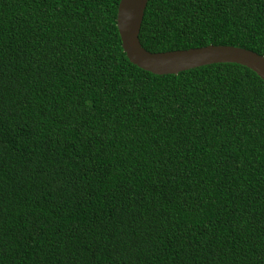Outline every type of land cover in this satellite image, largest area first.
<instances>
[{
	"label": "trees",
	"instance_id": "trees-1",
	"mask_svg": "<svg viewBox=\"0 0 264 264\" xmlns=\"http://www.w3.org/2000/svg\"><path fill=\"white\" fill-rule=\"evenodd\" d=\"M120 0H0V264H264V82L133 64ZM141 45L264 56V0H148Z\"/></svg>",
	"mask_w": 264,
	"mask_h": 264
},
{
	"label": "water",
	"instance_id": "water-1",
	"mask_svg": "<svg viewBox=\"0 0 264 264\" xmlns=\"http://www.w3.org/2000/svg\"><path fill=\"white\" fill-rule=\"evenodd\" d=\"M147 2L120 0L118 3L116 26L130 62L154 74H176L213 63H237L254 71L264 82V56L240 46L208 44L163 52L146 50L140 43L139 31Z\"/></svg>",
	"mask_w": 264,
	"mask_h": 264
}]
</instances>
